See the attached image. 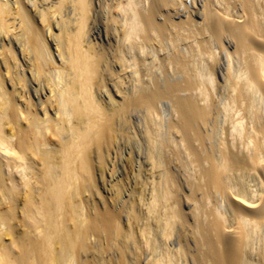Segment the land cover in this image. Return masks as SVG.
Wrapping results in <instances>:
<instances>
[{
  "label": "bare ground",
  "instance_id": "6f19581e",
  "mask_svg": "<svg viewBox=\"0 0 264 264\" xmlns=\"http://www.w3.org/2000/svg\"><path fill=\"white\" fill-rule=\"evenodd\" d=\"M0 264H264V0H0Z\"/></svg>",
  "mask_w": 264,
  "mask_h": 264
},
{
  "label": "rangeland",
  "instance_id": "374dc122",
  "mask_svg": "<svg viewBox=\"0 0 264 264\" xmlns=\"http://www.w3.org/2000/svg\"><path fill=\"white\" fill-rule=\"evenodd\" d=\"M102 181H103V183H102ZM104 182H105V183H104ZM106 182H107V180H104V179L101 180V178H100V180H98L97 183H98V186L102 189V190L100 189L101 192H103V193H102V196H103V194H105L103 197L108 198V199L110 200V192H108V190H107V189H108V188H107L108 185H107ZM114 182H115V181L113 180V183H114ZM100 183H101V184H100ZM102 186H103V187H102ZM104 187H105V188H104ZM103 190H105V191H103ZM106 190H107V191H106ZM106 193H107V194H106ZM108 195H109V196H108ZM106 196H107V197H106ZM108 199H107V200H108Z\"/></svg>",
  "mask_w": 264,
  "mask_h": 264
}]
</instances>
